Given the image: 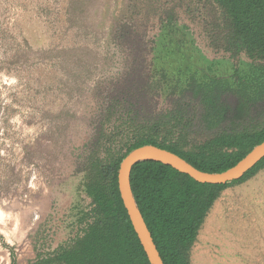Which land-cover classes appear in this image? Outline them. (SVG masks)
<instances>
[{
	"label": "trees",
	"instance_id": "1",
	"mask_svg": "<svg viewBox=\"0 0 264 264\" xmlns=\"http://www.w3.org/2000/svg\"><path fill=\"white\" fill-rule=\"evenodd\" d=\"M102 1L59 0L53 7L62 20L57 36L74 42L42 52H55L59 64L76 61L93 53L86 41L98 35L118 49L123 69L87 120L90 135L73 174L76 192L89 203L76 214V234L28 264H149L119 196L121 160L152 145L216 174L264 141V0H121L106 35L93 24ZM180 16L199 26L212 51L232 61L228 72L213 64L182 67L160 55L185 45L189 28ZM149 19H156L159 34L144 41L141 23ZM240 58L248 61L244 69L236 65ZM262 170L264 158L241 178L210 185L160 163L134 165L130 189L163 264H191L200 230L222 193Z\"/></svg>",
	"mask_w": 264,
	"mask_h": 264
},
{
	"label": "rangeland",
	"instance_id": "2",
	"mask_svg": "<svg viewBox=\"0 0 264 264\" xmlns=\"http://www.w3.org/2000/svg\"><path fill=\"white\" fill-rule=\"evenodd\" d=\"M60 5L0 0V264H28L76 234V214L89 203L76 192L73 174L90 135L87 120L123 69L118 49L98 35L86 41L93 53L76 61L59 64L55 52H42L74 42L57 36L62 20L54 8ZM120 7L121 0H103L95 30L106 35ZM179 20L189 28L185 45L160 55L182 67L213 64L228 72L232 61L206 45L195 22ZM141 24L144 41L157 38L156 19ZM247 63L240 58L236 65L244 69ZM191 264H264V170L222 193L200 230Z\"/></svg>",
	"mask_w": 264,
	"mask_h": 264
},
{
	"label": "water",
	"instance_id": "3",
	"mask_svg": "<svg viewBox=\"0 0 264 264\" xmlns=\"http://www.w3.org/2000/svg\"><path fill=\"white\" fill-rule=\"evenodd\" d=\"M264 158V141L256 145L235 166L222 173H205L188 164L177 155L161 148L145 145L130 151L119 163L117 187L122 205L127 213L131 227L146 255L149 264H163L151 235L144 225L130 189L129 176L134 165L152 161L168 166L200 184L223 185L241 178Z\"/></svg>",
	"mask_w": 264,
	"mask_h": 264
},
{
	"label": "bare ground",
	"instance_id": "4",
	"mask_svg": "<svg viewBox=\"0 0 264 264\" xmlns=\"http://www.w3.org/2000/svg\"><path fill=\"white\" fill-rule=\"evenodd\" d=\"M1 217H2V216H1V213H0V219H1Z\"/></svg>",
	"mask_w": 264,
	"mask_h": 264
}]
</instances>
